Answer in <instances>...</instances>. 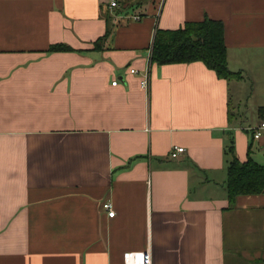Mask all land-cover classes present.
Listing matches in <instances>:
<instances>
[{
	"label": "crops",
	"instance_id": "1",
	"mask_svg": "<svg viewBox=\"0 0 264 264\" xmlns=\"http://www.w3.org/2000/svg\"><path fill=\"white\" fill-rule=\"evenodd\" d=\"M111 1L0 0V264H264V193L227 190L232 149L264 165V0ZM205 17L240 78L152 62Z\"/></svg>",
	"mask_w": 264,
	"mask_h": 264
},
{
	"label": "trees",
	"instance_id": "2",
	"mask_svg": "<svg viewBox=\"0 0 264 264\" xmlns=\"http://www.w3.org/2000/svg\"><path fill=\"white\" fill-rule=\"evenodd\" d=\"M100 37L104 41L110 35ZM50 51H73L72 46L64 43L53 44ZM151 60L157 64L203 62L214 70L220 78H240V72L229 67L227 45L225 43V25L223 21L205 17L200 21H187L181 28L158 29L152 44ZM227 190L229 201L234 205L241 195L264 193V165L253 159L251 153L244 161L235 155L228 166Z\"/></svg>",
	"mask_w": 264,
	"mask_h": 264
},
{
	"label": "built area",
	"instance_id": "3",
	"mask_svg": "<svg viewBox=\"0 0 264 264\" xmlns=\"http://www.w3.org/2000/svg\"><path fill=\"white\" fill-rule=\"evenodd\" d=\"M112 7H118L119 3L117 0L111 1ZM135 19H141L140 15H134ZM133 73L137 72V69H131ZM119 81L116 79L112 82L113 86H117ZM148 79L144 78L142 80L143 87H148ZM250 131H252L254 138H261L264 135V121L261 122L257 127L249 128ZM185 151V148L182 146H176L174 147V150L172 152L173 157H178L181 152ZM103 209L107 211L108 215L110 217H114L116 214V211L114 209L113 203L107 201L103 204ZM124 262L125 264H153V257L152 253L149 249L142 250V251H130L125 253L124 255Z\"/></svg>",
	"mask_w": 264,
	"mask_h": 264
},
{
	"label": "rangeland",
	"instance_id": "4",
	"mask_svg": "<svg viewBox=\"0 0 264 264\" xmlns=\"http://www.w3.org/2000/svg\"><path fill=\"white\" fill-rule=\"evenodd\" d=\"M241 91L243 92V88H241ZM244 94V93H243ZM246 98L247 97H244V95L242 96V100H241V104H242V108H244L245 107V105H246ZM234 101L235 102H237V100H236V97L234 98ZM249 117L251 116V114H247Z\"/></svg>",
	"mask_w": 264,
	"mask_h": 264
}]
</instances>
